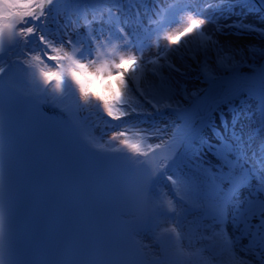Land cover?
Returning <instances> with one entry per match:
<instances>
[{
  "label": "snow or ice",
  "instance_id": "obj_1",
  "mask_svg": "<svg viewBox=\"0 0 264 264\" xmlns=\"http://www.w3.org/2000/svg\"><path fill=\"white\" fill-rule=\"evenodd\" d=\"M89 2L0 0V88L5 77L11 82L19 71L28 85L26 96L38 107L47 104L59 109L71 100L77 119L70 124L77 144L88 153L118 161L131 173V180L117 197V211L125 218L121 227L104 244L54 253L46 264H136L135 256L148 247L137 237L149 230L157 232L156 239L164 242L170 258L191 259L195 253L184 248L182 229L194 213L201 221H211V235L203 238L218 239L221 250L232 260L255 264L247 259L250 252L264 264V48L248 47L252 56L258 53L262 58L252 68L249 58L241 55L243 49H226L214 38V33L226 34L225 28L254 32L264 38V27L244 23L248 15L264 11V0H259V7L257 0H245V10L238 13L241 19L224 26L215 13L231 0H152L156 7L146 26L138 11L139 24L134 30L121 22L118 0H99L116 4L117 12L109 7L106 20L102 12L99 20L96 15L91 19L85 15V34L77 28L73 39L68 22L60 23L61 5ZM209 9L212 12L207 14ZM94 23L100 27L93 28ZM207 25H215L214 33ZM194 42H198L195 49L191 47ZM17 49L20 56L6 59ZM152 49L154 54L146 57L145 52ZM173 55L197 63L209 81V89L194 116L169 136L164 128L144 127L140 117L151 116L149 108L156 112L171 109L180 113L181 119L188 111L169 85L171 73L183 74L170 58ZM213 58L217 69L233 74L252 68L259 91L255 84L244 86L239 75L227 89L218 85L219 78L208 74ZM241 95L256 102L255 113L243 106L236 110L234 101ZM225 107L233 113L230 129L223 116ZM60 111L63 115L64 110ZM82 113L94 119H81ZM216 114L221 115L223 130L216 126ZM241 115L257 117L247 139L236 131ZM206 130L215 137V143L208 139ZM205 149L215 157L216 165L204 160ZM194 163L195 171L189 167ZM161 179L171 185V196L160 191ZM128 189L135 212L128 208ZM229 221L238 236L229 234ZM14 231L13 157L11 145L5 144L4 118L0 114V264H17ZM242 239L248 241L242 249L245 257L236 252Z\"/></svg>",
  "mask_w": 264,
  "mask_h": 264
},
{
  "label": "rangeland",
  "instance_id": "obj_2",
  "mask_svg": "<svg viewBox=\"0 0 264 264\" xmlns=\"http://www.w3.org/2000/svg\"><path fill=\"white\" fill-rule=\"evenodd\" d=\"M257 2H259V0H257ZM147 5L151 6L152 9H155L156 7L152 0H118L119 17L121 22H126L129 30L136 29L137 25L139 24L137 12L139 11L140 19L144 22ZM89 7L91 8L89 9ZM109 7L112 8L114 13L117 12L116 4L100 3L99 0H90L87 5L79 6L75 3L62 4L60 22L63 25L66 21L68 22V31L72 34L73 39H75L77 28L81 35L85 34L86 27L84 26L83 17L86 15L89 19H91L92 12L90 10L97 12L95 14L98 20L100 18L99 12H102L106 20L108 15L107 9ZM78 8L79 10H77ZM64 9H66V11H63ZM244 10L245 0H231L229 4L223 5L222 8L215 13V15L219 17L218 23L221 26H224L227 24H231L233 21L240 20L241 16L238 15V13ZM211 12L212 10L209 9L207 14H210ZM262 16H264L263 11L248 15L247 18L244 19V23L254 24L258 28L264 27V19H261ZM92 27L98 28L100 27V25L94 23ZM105 27H107V25H105ZM206 27L210 32L214 33L215 25H207ZM224 32L226 34L214 33V38L218 39L221 44L225 45L226 49H243L244 51L243 53H241V55L249 58V63L252 65V68L261 63L262 58L259 56V54L257 53L255 56H252V54L248 52V47L256 46L258 48H264V38H261L254 32L240 33L239 30L235 28H225ZM161 43L163 44L164 42L162 41ZM197 46L198 42H194L191 45L193 49L197 48ZM154 52V49L148 50L145 52V56L147 57L153 55ZM170 58L174 60L183 74L181 75L180 73L175 72L171 73L169 85L178 93L176 98L180 100L181 106L183 108L187 109L188 107L193 106L194 110L190 113V115L194 116L198 107L205 101V97L208 94L207 90L209 89V81L207 80L206 75L202 73L200 66L192 60L187 58L181 60L176 55H173ZM237 59H240V56H237ZM252 68L245 67L240 69V72L238 74H233L226 69H217L213 58L211 68L208 69V74L216 75L219 78L218 85L223 86L225 89L231 87L235 82L236 75H239L241 77V80L244 82V86L252 87L253 84H255V90L258 92V80L253 76ZM164 75L166 78L169 77L167 69H165ZM148 79L150 81L153 80L151 76H149ZM155 83H159V81H155ZM185 93L187 95V99H184ZM234 106L236 110H239L240 107L243 106L245 110L250 109L253 113L256 112V102L247 100L243 95H241L234 101ZM149 111L153 113L151 116L140 117L141 120L145 121L143 126L149 128L153 126L166 129H169L168 127L173 128L177 123H182L185 116V113H183V119H181V114L174 113L171 109H162L160 112H156L154 109L149 108ZM224 115L229 117V122L230 124H232L233 113L229 112L227 107H225L224 109L223 116ZM217 116L221 117L220 114H216L214 116L215 121ZM83 118L94 119L93 117H87V114H85V116L83 115ZM256 118V115H251L250 117L241 115L239 123L236 125V131L238 133L242 132L244 138L247 139L248 136L252 133V129L256 127ZM95 134L97 137L100 136V133ZM256 143H258V140L253 143V147H255ZM227 227L229 234L233 236L239 235V233L234 230L231 221H229ZM247 243L248 242L245 239H242L237 245L236 252L239 257H245L246 253L242 249ZM227 257L229 264H238V262L232 260V258L229 257L228 254ZM247 259L255 261V264H259V262L256 261L255 255L250 252L247 254Z\"/></svg>",
  "mask_w": 264,
  "mask_h": 264
},
{
  "label": "bare ground",
  "instance_id": "obj_3",
  "mask_svg": "<svg viewBox=\"0 0 264 264\" xmlns=\"http://www.w3.org/2000/svg\"><path fill=\"white\" fill-rule=\"evenodd\" d=\"M259 3V2H258ZM147 14L150 16L149 9L150 7L147 5ZM60 19V18H59ZM61 23V22H60ZM63 25V24H61ZM20 50L17 49L13 52L10 58L6 59H15L16 57L20 56ZM257 86V85H256ZM28 85L22 73L19 71L16 72L13 80L10 82L8 77H5L2 81V88H0V98L5 100L13 107L16 111L24 112L25 115L22 117H30V123L36 124L37 116L48 113L53 115L57 118V125L59 129L64 133L69 141L70 152L74 155L84 154L87 156L97 157L99 159H107L103 156H96L91 153H88L85 149L80 147L76 142V134L72 131L70 122L75 121L77 117L73 114L72 110L70 109V105H72L71 100H66L63 104L60 105L59 109H53L45 104L43 107H38L35 103H33L27 96ZM15 103V104H11ZM60 109L64 110V114H61ZM188 111L185 113L184 119L191 117L190 113L194 110L193 106L187 108ZM29 114H31L29 116ZM86 113L81 114V119H83V115L85 116ZM181 117V116H180ZM224 118L227 120V127L230 129L232 124L229 122V117L224 115ZM28 119H25L23 122V127L28 124ZM182 123H177L175 127H168L166 129L167 134L170 136L173 131H175L178 125ZM216 126L218 128L225 127L221 125V117L217 116L216 118ZM97 134L100 133V129H96ZM206 135L209 140L213 143L216 142L215 137L212 136L211 132L206 130ZM227 135V133H226ZM167 138V137H165ZM95 151V149L93 150ZM111 161L113 164L118 166L119 168H123L118 161L107 159ZM204 160L207 161L208 165H216L217 161L215 157L208 153L207 150H204ZM202 161H196V163H201ZM190 168L195 171V163L189 165ZM125 170V169H124ZM126 171V170H125ZM159 187L161 192H167L169 196L172 195V188L171 185L164 179L159 181ZM133 212L137 211V208L134 207L132 210ZM127 219H132V217H127ZM211 224V221L205 220L201 221L199 219L198 214L194 213L190 215L185 221L183 226V232L185 234V239L183 240V246L185 249L190 250L191 252L195 253L191 259H184L182 261H177L170 258L166 252L164 247L163 241H158L156 239L157 232L155 230H149L142 233L137 239L144 244H147L148 247L145 248L141 253L135 256L136 264H229L227 253H224L221 250V244L218 239H204L205 236L211 235V228L208 227ZM247 241V239H245ZM245 242V241H244ZM248 242V241H247Z\"/></svg>",
  "mask_w": 264,
  "mask_h": 264
},
{
  "label": "water",
  "instance_id": "obj_4",
  "mask_svg": "<svg viewBox=\"0 0 264 264\" xmlns=\"http://www.w3.org/2000/svg\"><path fill=\"white\" fill-rule=\"evenodd\" d=\"M257 6L259 7V3L257 2ZM264 12V11H263Z\"/></svg>",
  "mask_w": 264,
  "mask_h": 264
}]
</instances>
